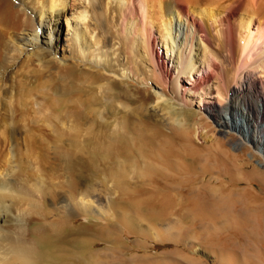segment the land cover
Segmentation results:
<instances>
[{"label": "rangeland", "instance_id": "rangeland-1", "mask_svg": "<svg viewBox=\"0 0 264 264\" xmlns=\"http://www.w3.org/2000/svg\"><path fill=\"white\" fill-rule=\"evenodd\" d=\"M226 1L217 0L214 12L228 11L231 1ZM241 1L239 9L228 8L238 13L236 17L246 8ZM67 31L63 20L56 35L61 54L68 48ZM136 33L142 41L143 36ZM156 33L175 76L178 63L170 62V57L175 58L176 51L167 48ZM211 48L220 65L229 64L223 41L213 42ZM199 59L205 65L203 54ZM145 61L138 73L144 65L150 66V60ZM89 64L82 63L75 77L66 78L72 85L69 89V83L62 82L68 85L64 93L51 92L54 98H49L53 87L47 79L55 71L35 64H25L16 75L13 99L9 100V85L0 91V125L9 122V116L35 118L41 113H56L69 123L74 121L72 126L79 122V128L73 131L69 124L59 137L36 131L9 134L7 144V134L0 130V151L11 152L8 162L18 158L17 163H27L29 168L38 161L52 186V196L45 200L46 213L34 224L46 231L38 243L43 252L38 264H264V97L258 94L259 86L249 92L253 96L249 105L241 103L227 112L211 111L208 102L200 106L198 96L186 94V106L197 115L178 123L157 105L160 93L176 97L161 79L152 76L141 83L132 74L122 78ZM220 70L225 75L223 67ZM219 78L221 74H214L208 87L213 96ZM42 81L52 87L47 89L49 94H40ZM141 96L149 100L138 101ZM55 98L58 103L53 105ZM224 101L233 104L230 96ZM58 143L67 149L64 154L78 183L74 187L68 185L70 170L60 168L62 161L55 159L53 147ZM57 185L77 196L76 204L65 205L76 209L75 215L57 212L53 204L60 195L54 192ZM199 187L211 192L208 199H223L226 216L198 213L193 198L199 196ZM81 193L89 196L86 206L79 201ZM63 234L69 237L66 241ZM221 236L231 239V253L221 245Z\"/></svg>", "mask_w": 264, "mask_h": 264}, {"label": "bare ground", "instance_id": "bare-ground-1", "mask_svg": "<svg viewBox=\"0 0 264 264\" xmlns=\"http://www.w3.org/2000/svg\"><path fill=\"white\" fill-rule=\"evenodd\" d=\"M229 1V9L232 5L239 9L243 4L241 0ZM244 2V13L240 10V17H236L238 13L228 8V11L214 12L213 6L217 0H0V91L9 85V100L13 99L16 75L25 64H35L47 70L53 69L56 73L54 76L49 74L50 79H47L49 85L52 84V91L47 90L49 87L43 82L44 79L42 84H38L43 88L41 90L40 87L39 92L44 91V95L50 92L51 98L54 95L51 92L64 93L67 89L64 87L68 85L64 86L62 82H68L66 78L76 75L80 65L87 62L89 65L103 66L118 77L132 74L141 83H147L152 76L161 79L171 86L176 97L170 98L160 93L157 105L172 113L178 123L188 116L197 115L196 111L186 106V94L198 96L200 106L208 102L211 111L227 112L241 103L247 106L252 101L248 99L253 97L249 96V92L257 86L261 89L258 94L264 97V0ZM63 20L67 23L70 37L67 39L68 48L61 54L57 49L56 35ZM136 31L143 36L142 41L138 40ZM156 31L167 48L176 51L175 58L170 57V62L178 63L175 76L161 53ZM215 41H223L228 65H220V61H217V55L211 48ZM199 54H203L205 65L199 63ZM147 59L150 66L144 65L143 69L140 68L141 73H138L142 61L147 63ZM222 67L225 70L223 76ZM216 73L221 74L222 78L216 81L217 94L213 96L208 87ZM111 81L116 82L115 78H111ZM68 83L69 89L72 85ZM43 85L47 86L46 89ZM229 96L233 104L230 101V105H226L224 100L227 102ZM206 97L211 100L207 101ZM139 100L145 102L149 99L141 96ZM55 101L56 98L51 104L54 105ZM49 114L41 113L35 118H28L27 114L18 118L9 116V122L0 125L1 133L8 137L9 134L36 131L59 137L69 130L66 126L74 122L71 120L69 123L70 120L56 113ZM69 126L74 131L79 128V122L75 127ZM8 141L9 137L5 143ZM65 151L67 149L63 150L60 143L53 147L56 161H62L59 167L70 170L65 171L69 173L68 185L74 187L78 183L71 171L73 169L68 166ZM10 154L8 148L0 151V264H38L43 253L38 243L42 242L46 231L44 226L34 224L46 213L45 200L51 198L52 186L49 187L50 180L48 184L45 179L49 177L42 173L38 161L35 162L37 166L28 165L27 168V163L25 166L21 164L23 162L17 163L18 158L8 162ZM61 186H55L58 189L54 192L60 195L55 196L56 202L52 203L59 214L75 215L76 209L72 211L65 205L76 204L77 196L73 195L72 190H67L68 195L62 196L67 191L60 189ZM190 186L189 191L195 192V187ZM210 193L204 187L198 188V194L202 197L193 198L198 213L219 218L226 216L228 211L223 199L212 197L209 199L213 200H209ZM89 200L87 193H81L79 201L84 203L83 206ZM61 201L64 205H61ZM68 238L63 234L64 241ZM220 242L224 246L232 245L231 239L226 241L224 236H221ZM233 250L229 247L225 251L231 253Z\"/></svg>", "mask_w": 264, "mask_h": 264}]
</instances>
